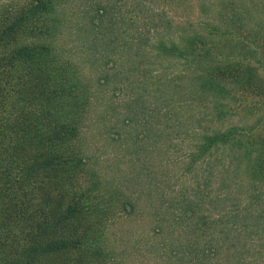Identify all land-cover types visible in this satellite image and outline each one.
Segmentation results:
<instances>
[{
    "label": "rangeland",
    "instance_id": "rangeland-1",
    "mask_svg": "<svg viewBox=\"0 0 264 264\" xmlns=\"http://www.w3.org/2000/svg\"><path fill=\"white\" fill-rule=\"evenodd\" d=\"M46 1L55 55L38 65L9 60L16 45L0 41V115L9 119L0 120V134L46 133L64 110L47 97L76 71L86 89L77 141L85 162L46 169L27 211L50 223L64 199L78 200V215L60 225L100 245L92 264H264L256 219L264 196V0ZM32 2L0 0V23ZM27 31L11 43L27 42ZM161 41L180 44L185 57L162 52ZM204 45L229 54L219 93L197 81L211 67L198 61ZM229 128L228 142L198 149L205 135Z\"/></svg>",
    "mask_w": 264,
    "mask_h": 264
},
{
    "label": "trees",
    "instance_id": "trees-1",
    "mask_svg": "<svg viewBox=\"0 0 264 264\" xmlns=\"http://www.w3.org/2000/svg\"><path fill=\"white\" fill-rule=\"evenodd\" d=\"M52 12L51 3L37 0L36 3L23 4L18 15L10 16L7 21L0 23V32H2L0 41L5 45H16L7 48L6 54L9 60L20 59L38 65L39 62L46 61L50 55H55L52 48V36L57 30L55 18L49 20L50 24L42 20L43 16L49 17ZM17 30H28L27 42L19 45L11 43V39L16 37ZM193 38L194 36L187 37V48ZM247 38L240 40L241 48L244 50H249L248 46L252 44ZM203 47L205 54L198 61L207 62L211 67L206 72L198 74L197 81L202 90L219 93L221 84L218 81L222 80L225 74L226 69L223 67L229 64V54L223 55L217 46ZM159 48L162 52L173 56L186 55L180 44L174 42L168 45L161 41ZM191 55L192 53H188L187 56ZM247 63L250 64L249 61ZM239 71L244 73L242 68ZM68 80V85H65V81ZM11 88L10 85L8 92ZM85 90L79 85L76 71H71L70 77H64L63 92L58 94L57 91H51L47 97L52 108L56 111L64 109L62 110L64 113H56L55 117H51L46 133L37 131L33 135L24 134L22 140L15 139L11 134L3 139L4 135L0 134V264H48V262L49 264H92L90 258L99 253L100 245H95L89 239L81 237L76 229L67 231L63 225H60V222L66 218L77 216L81 210L80 204L77 205L79 201L74 197L62 201V204H65L64 209L60 216L50 223L40 216L39 211L32 209L28 212L26 206L32 204V188L37 189L39 194L43 191L40 176L46 169L67 165L62 167L75 170L77 164L85 162L81 150L77 147L78 130L86 102L85 97H81L80 94ZM217 106L215 103V108L220 107ZM0 120L1 122L5 120V124L9 119L4 114L0 115ZM2 129L4 125L0 133ZM229 133L230 128L222 133L205 135L198 149L208 150L217 142H228ZM14 167L19 169L17 175H14ZM15 186L20 195L15 191L10 192ZM255 192L253 188V193L249 192V194L254 198ZM256 203V219L264 229V196ZM40 210L44 211L41 208Z\"/></svg>",
    "mask_w": 264,
    "mask_h": 264
}]
</instances>
